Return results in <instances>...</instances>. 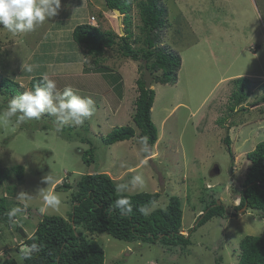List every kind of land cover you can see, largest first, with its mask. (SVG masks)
I'll use <instances>...</instances> for the list:
<instances>
[{
  "label": "rangeland",
  "instance_id": "1",
  "mask_svg": "<svg viewBox=\"0 0 264 264\" xmlns=\"http://www.w3.org/2000/svg\"><path fill=\"white\" fill-rule=\"evenodd\" d=\"M139 1L135 0L131 10L134 39L142 36ZM162 1L168 8L169 24L163 30L161 45L177 51L182 65L176 83L152 85L156 91L152 119L159 138L149 151L144 150L132 119L139 61L122 56L115 45L106 49L102 69L93 70L97 74L92 77L55 76L62 70L73 72L85 65L81 53H85V48L73 38L72 25L94 13L102 29L124 35V14L107 9L103 0H97L98 5L94 6H88L87 0H72L71 7H66L69 0H61L58 14L30 33L13 35L0 25V75L19 82L18 94L29 89L30 78L48 75L60 91L71 86L76 94L91 96L96 106L93 117L82 126L66 125L59 132L55 117L47 113L23 124H16L15 118L0 120V166L25 167L23 181L8 180L0 186V197L7 194L8 184H17L14 199L19 204L20 192L32 195L26 201L29 210L17 203L16 207L22 210L15 226L0 224V259L10 255L21 261V254L15 249L21 241L20 229L30 236L44 215L67 217L77 182L83 174L93 172L110 174L117 185L129 184L128 193L159 191L153 208H164L172 196L180 197L183 233H191L193 241L187 251H171L161 244L127 242L107 233H89L104 249L105 264H237L242 238L248 234L264 235V216L260 211L235 209L240 184L250 164L246 154L264 141V105L260 103L259 85L264 81V0ZM71 60V64L67 63ZM88 66L94 68L92 60L87 61V70ZM238 76L253 81L252 93L244 103L246 109L229 117L226 114L235 87L232 79ZM121 77L127 89L125 96L119 92L117 100L118 90L114 88ZM8 94L0 87V113L12 98ZM223 116L227 117L225 126L229 129L218 121ZM121 125L134 126L136 135L107 145L104 137ZM227 134L232 153L224 142ZM92 146L94 156L91 159L88 154L87 161L84 153ZM50 174L55 182L49 188L62 203L58 210L41 213L43 198L39 192L48 187L43 177ZM138 174L145 180L143 188L129 183ZM210 194L237 215L213 218L190 231L202 213L201 199Z\"/></svg>",
  "mask_w": 264,
  "mask_h": 264
},
{
  "label": "trees",
  "instance_id": "2",
  "mask_svg": "<svg viewBox=\"0 0 264 264\" xmlns=\"http://www.w3.org/2000/svg\"><path fill=\"white\" fill-rule=\"evenodd\" d=\"M107 9H119L123 16L124 35L112 29L104 30L101 25L90 23L77 24L73 31V38L84 46L85 66L92 60L93 67L100 68L104 62L106 49L118 45L120 54L140 62V77L137 79L138 95L134 102L132 119L139 129L138 136L148 138V151L153 150L159 135L158 127L152 119V108L156 97L154 88H147L144 79L145 64L154 78L153 83L174 84L178 80V72L182 65L180 54L167 46L161 45L163 30L168 26V8L162 0H141L138 2L139 13L142 21V36L134 39L131 28V10L135 0H104ZM144 34V35H143ZM142 40V41H141ZM141 41V42H140ZM90 57V58H89ZM88 68H91L88 66ZM42 76L30 78L28 88L38 83ZM121 79H119L120 86ZM234 90L231 94L229 113L237 114L245 110L246 103L251 95L253 81L247 76H238L232 79ZM262 96L260 103L264 105V81L260 84ZM20 84L8 77L0 75V87L4 93L14 97L25 90L18 88ZM118 90V85H117ZM119 92H121L119 87ZM226 116L218 121L225 126ZM136 135V128L132 125L115 127L104 137V142L111 145L118 141L128 140ZM224 142L232 153L231 138L227 134ZM94 156L93 146L85 151V157ZM249 166L240 184L239 201L235 205L236 212L245 206L260 211L264 216V141L246 154ZM89 161V158H86ZM25 176L23 165L9 167L0 166V186L8 180L15 179L22 182ZM63 185H67L66 182ZM117 186L110 174L105 172L85 173L77 182V190L71 198L72 209L67 217L61 215H44L39 221L35 231L30 236H20V243L15 247L21 254L19 261L13 256L2 258V264H105V251L88 234L107 233L112 237L127 242H143L161 244L173 251L179 248L189 250L193 241L191 233H183L182 200L174 195L164 208H153L160 197V192H125L133 205V213L121 216L119 210L111 206L117 198ZM6 195L0 197V224H8L17 218L9 219L7 213L19 203L14 199L17 184H8L5 188ZM9 194V195H8ZM10 196V198H9ZM202 213L199 214L197 224L190 231L197 230L213 218H226L237 215L230 212L227 206L218 202L215 194L202 198ZM18 203V204H17ZM22 208V204H19ZM141 205L150 206L153 211L148 216H143L137 209ZM18 207V206H17ZM27 210H29L27 208ZM16 223V222H15ZM15 223L13 225L15 226ZM17 231L20 227L16 228ZM2 235L0 234V237ZM35 243L38 250L24 258L23 252ZM239 261L237 264H264V235H245L240 242Z\"/></svg>",
  "mask_w": 264,
  "mask_h": 264
},
{
  "label": "clouds",
  "instance_id": "3",
  "mask_svg": "<svg viewBox=\"0 0 264 264\" xmlns=\"http://www.w3.org/2000/svg\"><path fill=\"white\" fill-rule=\"evenodd\" d=\"M60 7L61 0H0V25L13 35L30 33L38 26L49 21L50 18L55 17ZM93 25L98 26L100 24L97 22ZM27 71L31 72L32 68L28 67ZM95 112L96 106L91 96L78 95L71 86H66L63 91H60L57 88L56 81L44 75L31 89L25 90L8 101L7 108L0 113V120L8 122L15 118L16 124H23L34 119L39 120L47 113L55 117L56 131L59 132L66 125L82 126L86 120L93 117ZM141 144L144 146V150L147 151L148 138L143 137ZM43 182L47 183L48 187L41 189L39 192V195L43 198V206L40 208L41 213H46L48 209L58 210L62 200L57 193L49 188L55 182L54 177L51 174L47 175L43 177ZM129 183L133 187L143 188L145 186V180L139 174L134 176ZM128 187L129 184H118L115 188L117 198L111 207L119 210L121 216H129L133 213L132 202L130 198L124 195L128 191ZM25 193L20 192L18 200L26 209L28 207L26 201L31 199L32 195H25ZM21 210L20 207L12 208L7 213L9 219L15 218ZM137 211L143 216H148L153 209L148 205H141ZM10 223L8 225H11ZM196 224L197 222L193 227ZM37 250L38 245L33 243L30 248L24 250V258H30L32 253ZM0 264H2V259H0Z\"/></svg>",
  "mask_w": 264,
  "mask_h": 264
},
{
  "label": "crops",
  "instance_id": "4",
  "mask_svg": "<svg viewBox=\"0 0 264 264\" xmlns=\"http://www.w3.org/2000/svg\"><path fill=\"white\" fill-rule=\"evenodd\" d=\"M71 1L72 0H69V3L68 4H66V7L68 6V5H70V7H71ZM88 1V6L90 5H93L94 6V4H97V0H87ZM104 1V0H103ZM98 5V4H97ZM93 12V11H92ZM105 13H108V11L107 12H105ZM74 15H76L75 13H74ZM93 15H96V14H94V13H91L88 17H87V19L85 20V21H82L81 23H85V22H87V23H92L91 22V20H90V17L91 16H93ZM66 16H69V15H66ZM97 17V16H96ZM97 19H98V17H97ZM81 23H75L74 25H72V27L70 28V30L73 28L74 29V27L77 25V24H81ZM59 29H60V27H59ZM58 29V30H59ZM80 49L81 48H79V51H80ZM82 50V49H81ZM81 53H83V55H84V51H81ZM59 58V57H58ZM84 58H85V56H84ZM59 60V59H58ZM71 62H72V60L71 61H69V62H67V63H69V64H71ZM54 67L55 66H57V62H56V64H54L53 65ZM64 66H66V65H64ZM74 66V65H73ZM92 70V71H91ZM93 70H98L97 68H89L88 70H87V67L84 65L83 67H82V69H80L79 67H76V69L73 71V72H68L67 70H62V71H60L59 73H57L55 76L56 77H62V76H65V75H79V76H84V75H87V76H90V77H92V75H94V74H97L96 72L97 71H93ZM84 71V72H83ZM83 73V74H82ZM48 76V75H47ZM50 76H54V75H50ZM118 85V92H117V97H116V99L117 100H119V87H120V89H121V94L123 95V96H125V94H126V90L125 89H127V86H126V82L124 81V79H122V77H121V82H120V86H119V84H117ZM114 90L115 91H117V88H114ZM107 105V104H106ZM118 105H119V102H118Z\"/></svg>",
  "mask_w": 264,
  "mask_h": 264
},
{
  "label": "water",
  "instance_id": "5",
  "mask_svg": "<svg viewBox=\"0 0 264 264\" xmlns=\"http://www.w3.org/2000/svg\"><path fill=\"white\" fill-rule=\"evenodd\" d=\"M115 12L119 13V14H122L121 11L119 9H114ZM144 79H145V84H146V87L147 88H151L152 85H153V76L151 74V71L148 69V67L146 66L145 64V74H144ZM220 202V201H218ZM243 209H247V206H245ZM20 233H22L21 235L23 237H26L27 234L23 231V229H20Z\"/></svg>",
  "mask_w": 264,
  "mask_h": 264
},
{
  "label": "built area",
  "instance_id": "6",
  "mask_svg": "<svg viewBox=\"0 0 264 264\" xmlns=\"http://www.w3.org/2000/svg\"><path fill=\"white\" fill-rule=\"evenodd\" d=\"M90 20H91V22H92L93 24H97V19H96L95 16H91ZM16 221H17V218H15V219L12 221V223H10V224L12 225V224L15 223ZM11 225H9V226H11ZM0 233H1V231H0Z\"/></svg>",
  "mask_w": 264,
  "mask_h": 264
}]
</instances>
